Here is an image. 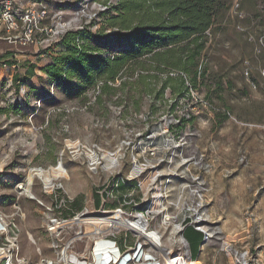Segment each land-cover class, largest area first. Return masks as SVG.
I'll return each mask as SVG.
<instances>
[{
	"label": "rangeland",
	"instance_id": "1",
	"mask_svg": "<svg viewBox=\"0 0 264 264\" xmlns=\"http://www.w3.org/2000/svg\"><path fill=\"white\" fill-rule=\"evenodd\" d=\"M44 1L64 20L75 19L77 28L97 32L104 26L99 14L119 0ZM224 22L202 62L208 70L205 85L182 99L167 94L165 102H155L154 112L149 97L141 112L130 107L127 114L115 104L101 109L92 93L91 107L70 100L47 82L40 59L35 75H15L25 83L0 75V213L15 226L21 264L56 260V241L45 227L53 196L45 192L43 180L49 183L51 175L37 168L61 166L67 176L58 195L77 199L73 211L92 210V193L112 174L130 177L137 186L123 193L134 190L139 207L129 211H156L150 229L174 254L184 253V247L171 233L173 222L164 225V209L179 214L178 222L185 216L200 218L199 225L212 236L202 245L199 231L186 230L198 263L232 264L224 250L228 243L233 251H248L251 264H264V0H233ZM62 37L49 47L31 48L35 54L49 51ZM77 144H97L110 162L91 172L85 156L75 159L68 151ZM28 182L31 197L17 190ZM79 230L75 227L66 238ZM123 239L125 231L120 244ZM84 250L79 242L76 252Z\"/></svg>",
	"mask_w": 264,
	"mask_h": 264
},
{
	"label": "trees",
	"instance_id": "2",
	"mask_svg": "<svg viewBox=\"0 0 264 264\" xmlns=\"http://www.w3.org/2000/svg\"><path fill=\"white\" fill-rule=\"evenodd\" d=\"M232 2L119 0L116 6L99 14L104 20L101 30H73L57 41L54 46L59 52L41 70L47 82L70 100L90 104L92 93L94 104L101 109L115 104L127 114L130 107L141 112L143 100L149 97L154 112L155 102H165L167 94L182 99L190 89L205 85L208 70L202 62L209 52L208 44L221 31ZM108 28L111 33L106 32ZM13 80L19 81V77L14 76ZM19 82L25 83L26 79ZM221 84L217 83L218 88ZM135 186L126 181L120 190L126 192ZM97 192L93 195L98 209ZM189 228L192 227L186 230Z\"/></svg>",
	"mask_w": 264,
	"mask_h": 264
},
{
	"label": "built area",
	"instance_id": "3",
	"mask_svg": "<svg viewBox=\"0 0 264 264\" xmlns=\"http://www.w3.org/2000/svg\"><path fill=\"white\" fill-rule=\"evenodd\" d=\"M84 12L85 10L82 11V13ZM75 22V19L64 20L63 14L58 10H50L48 3L44 0L28 2L0 0V41L16 47L20 51L31 47L42 49L49 47L57 38L64 36L66 33L83 29L77 28ZM2 66L6 67V65ZM67 149L75 159L85 156L88 169L94 173L105 168L107 159L110 162L109 154L105 153L97 144L92 146L70 145ZM63 180L55 179L54 186L51 188H48L50 185L47 186L42 182L45 192L53 196V204L47 208L45 227L47 233L55 238L56 242H54L53 247L57 254L56 260L46 261V264L168 263L165 256L159 254L148 240H145L131 229H123L115 224L122 219L127 221V219L143 215L147 217V224L150 225L151 218H154L157 214L156 211L151 210V207L145 211L146 213L129 211L130 207L138 208L139 203L132 198L135 193L134 190L123 193L120 186L126 181H131L132 178L126 179L121 175L112 174L99 192L102 197V206L99 209L93 206L92 210L85 208L82 212L73 214L70 218L64 217L63 212L71 211L70 205L73 200L58 195V191L63 188L60 183ZM28 184L29 182L19 184L17 190L21 192V195L31 197L26 193ZM109 204H114L115 207L109 209L106 207ZM167 211V209H164L161 212L164 213L163 222L164 224L168 223L166 225H172L173 222L171 233L174 236H179V240L183 239L182 244L179 240H177V243L184 247V253L176 255L169 252L170 256H180L185 262L198 261L193 260L190 245L184 237L186 228L188 226L194 227L197 231L203 233V244L212 236L199 225L200 218L192 221L188 216H185L182 221L178 222L179 214L173 216ZM6 219H8V216L0 213V264H21L18 258L19 246L15 232L12 230V227L15 226L14 224L9 225ZM75 227L80 230L74 237L66 238ZM122 231H125V239L120 244L118 237ZM130 235H133L134 239L130 238ZM79 242L85 244L83 254L76 252V246ZM224 250L232 256V264H251V256L248 251H233L228 243H225Z\"/></svg>",
	"mask_w": 264,
	"mask_h": 264
},
{
	"label": "crops",
	"instance_id": "4",
	"mask_svg": "<svg viewBox=\"0 0 264 264\" xmlns=\"http://www.w3.org/2000/svg\"><path fill=\"white\" fill-rule=\"evenodd\" d=\"M59 50H60L59 48H56V46H54L49 51L42 52L40 54H35L36 53L35 48H28L24 52H21L16 47L10 46L4 41H0V62L6 65V68H4L2 65L0 66V75L7 74L9 75L8 77L11 80H13L15 75H23L24 77L35 75L37 73V68H38L37 66H35V64H37L36 60L40 59V61L45 62L40 67L43 68L50 63L51 58L54 57L56 53L59 52ZM19 64L21 65V67L19 66ZM21 80L22 78L19 79V81ZM19 81H17L18 84L20 83ZM102 188L103 186L100 187L97 193H99L102 190ZM93 194L94 192L92 193V203L93 206L97 209ZM99 197H100V203L98 209L102 206V197L101 196ZM81 210H84V206ZM70 212H72L71 215L76 214V212H74L72 208Z\"/></svg>",
	"mask_w": 264,
	"mask_h": 264
},
{
	"label": "bare ground",
	"instance_id": "5",
	"mask_svg": "<svg viewBox=\"0 0 264 264\" xmlns=\"http://www.w3.org/2000/svg\"><path fill=\"white\" fill-rule=\"evenodd\" d=\"M37 169L47 171L51 175V179H50L49 183H46L43 180V182L47 186L50 185L48 188H51L54 186L53 183H54L55 179L56 180H59V179L65 180V177L67 176V170L64 168V166H61L57 170H52L51 168L49 170H46L44 168H37ZM37 169H35V170H37ZM37 178H39V177H37ZM39 179H41V178H39ZM29 186H30V182L26 188V193L28 196H31L32 194H29L30 192L28 191ZM147 223H148L147 217L140 215V216L134 217L132 219H127V221L122 219V220L116 222L115 224L118 225V227L123 228V229H131L135 233H137L138 235H141L145 240H148V242L153 245L154 249L159 254H162V256H165V258L168 260L167 264H200V262L198 263L197 261L185 262L182 258H180V256L171 257L169 252L170 253L173 252V249L163 246L162 235H160L159 232L150 229V225H148ZM166 224H168V223H165L164 225H166ZM175 229H176V227L174 228V231H175ZM179 241L183 243V239L182 240L180 239ZM177 257H179V258H177ZM170 259H172V260H170Z\"/></svg>",
	"mask_w": 264,
	"mask_h": 264
}]
</instances>
